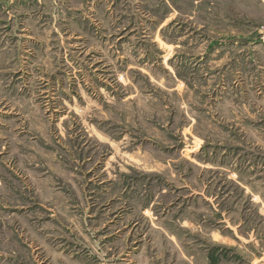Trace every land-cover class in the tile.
Listing matches in <instances>:
<instances>
[{
    "label": "rangeland",
    "instance_id": "374dc122",
    "mask_svg": "<svg viewBox=\"0 0 264 264\" xmlns=\"http://www.w3.org/2000/svg\"><path fill=\"white\" fill-rule=\"evenodd\" d=\"M0 264H264V0H0Z\"/></svg>",
    "mask_w": 264,
    "mask_h": 264
}]
</instances>
